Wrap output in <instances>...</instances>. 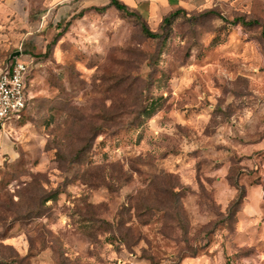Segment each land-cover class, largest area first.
<instances>
[{
	"label": "rangeland",
	"instance_id": "rangeland-1",
	"mask_svg": "<svg viewBox=\"0 0 264 264\" xmlns=\"http://www.w3.org/2000/svg\"><path fill=\"white\" fill-rule=\"evenodd\" d=\"M163 20L0 0V69L31 65L0 264H264V0Z\"/></svg>",
	"mask_w": 264,
	"mask_h": 264
},
{
	"label": "built area",
	"instance_id": "built-area-1",
	"mask_svg": "<svg viewBox=\"0 0 264 264\" xmlns=\"http://www.w3.org/2000/svg\"><path fill=\"white\" fill-rule=\"evenodd\" d=\"M30 72V61L23 55L0 70V138L10 121L20 119L26 109Z\"/></svg>",
	"mask_w": 264,
	"mask_h": 264
},
{
	"label": "crops",
	"instance_id": "crops-1",
	"mask_svg": "<svg viewBox=\"0 0 264 264\" xmlns=\"http://www.w3.org/2000/svg\"><path fill=\"white\" fill-rule=\"evenodd\" d=\"M126 5L131 11L147 17L149 20L160 22L162 19L169 17L177 11H192L199 6H203L210 0H119ZM238 0H236L237 2ZM6 66L7 63H6ZM6 66L4 68H6ZM3 68V69H4ZM1 70V69H0ZM0 138V147L4 154L12 155L15 151L13 142L7 134Z\"/></svg>",
	"mask_w": 264,
	"mask_h": 264
},
{
	"label": "trees",
	"instance_id": "trees-1",
	"mask_svg": "<svg viewBox=\"0 0 264 264\" xmlns=\"http://www.w3.org/2000/svg\"><path fill=\"white\" fill-rule=\"evenodd\" d=\"M110 6L116 8L119 12H122L125 15H129V16H136L138 15L136 12L131 11L126 5H124L122 2H120L119 0H110ZM185 14V11H177L173 14H171L169 17L165 18L163 20V22L168 25L171 23L172 19L175 17H178L179 15ZM243 25H248L247 22H245L244 19L239 20ZM254 24H257V22H255ZM70 27V24L66 25L65 31L68 30V28ZM143 33L150 38H157L158 35L154 34L150 31L149 27L147 25H143L142 28ZM263 34H264V27H263ZM54 43H56V40L54 41ZM25 53L22 52V55H24ZM148 110V109H146ZM237 188V190L239 191L238 197L237 199L234 201L233 203V207L235 208H240L243 200L246 196V192L243 186L238 185V183L235 186ZM52 198L48 199L47 201L51 200Z\"/></svg>",
	"mask_w": 264,
	"mask_h": 264
},
{
	"label": "water",
	"instance_id": "water-1",
	"mask_svg": "<svg viewBox=\"0 0 264 264\" xmlns=\"http://www.w3.org/2000/svg\"><path fill=\"white\" fill-rule=\"evenodd\" d=\"M21 56H22V52L21 51H17L15 53L11 54L9 59H8V61H7V65L9 66L12 61L18 59Z\"/></svg>",
	"mask_w": 264,
	"mask_h": 264
}]
</instances>
